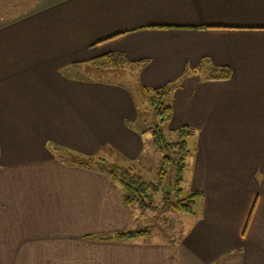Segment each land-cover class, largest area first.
<instances>
[{"label":"crops","instance_id":"0c3cea01","mask_svg":"<svg viewBox=\"0 0 264 264\" xmlns=\"http://www.w3.org/2000/svg\"><path fill=\"white\" fill-rule=\"evenodd\" d=\"M169 85L200 196L158 234L72 155L146 166L142 89ZM0 264H264V0H0Z\"/></svg>","mask_w":264,"mask_h":264},{"label":"trees","instance_id":"16d2710c","mask_svg":"<svg viewBox=\"0 0 264 264\" xmlns=\"http://www.w3.org/2000/svg\"><path fill=\"white\" fill-rule=\"evenodd\" d=\"M125 63V59L120 54H108L91 61V64L98 68L119 67ZM230 76V70L222 69V72L211 74L209 78L227 79ZM175 87L176 85H169L158 89L143 88L142 95L153 111L156 120L159 121V124L155 125L153 129H149L152 133L154 145L163 154L162 164L157 175L158 184L161 185L165 179L171 177V174H174L175 177L174 189L177 196H179L175 202L167 204V206L176 212L192 214L200 195L198 193H192L187 197L180 198L181 186L184 182V173L186 170V159L189 155V148L184 137L190 135L191 129L183 128L179 131L177 134L178 140L175 142H168L164 134V130L172 117V107L167 103L166 99ZM72 159L80 166L96 169L117 181L122 186L124 200L127 205L136 203L139 204L141 209H149L153 206V196L148 183L137 178L129 171L122 170L121 167L115 164H109L102 159H81L76 155H72ZM165 194V197H168V192H165ZM144 233L143 231L126 232L117 234L113 238L118 241H133L141 238L145 235Z\"/></svg>","mask_w":264,"mask_h":264},{"label":"rangeland","instance_id":"374dc122","mask_svg":"<svg viewBox=\"0 0 264 264\" xmlns=\"http://www.w3.org/2000/svg\"><path fill=\"white\" fill-rule=\"evenodd\" d=\"M139 98H141L139 96ZM140 102H143V99L141 98ZM147 105L146 111H143V123H141V126L146 125V127L153 129L155 125L159 124V121L156 120V117L153 114V111L150 109V107ZM145 127V126H144ZM195 132L191 130L190 135L184 137V139L187 141V145L189 148V155L186 159V171L189 163H192L193 161V155H194V147H195V140L192 135V133ZM164 134L166 136V140L168 142H175L178 140L177 135L168 134L164 131ZM153 138V137H152ZM192 138V139H191ZM151 136H147V140L150 142ZM156 147V146H155ZM157 148V147H156ZM153 149V150H150ZM145 155L149 156L150 159H148V164L144 167L145 163H142L143 161L139 160L137 162L130 163L127 168H122V170L129 171L131 174L135 175L137 178H140L142 180H146L148 182V185L151 188V193L153 195L154 192H158V195L156 196V199L153 202V206L150 209L151 214L149 217H144L143 219H146V223L150 226L149 228L154 232H157L160 234V230L173 232V226L177 225V216L184 214L182 212H176L172 210L171 208H168L167 204L173 203L177 200V194L175 193L174 189V174H171V177H168L165 179V181L160 185L158 184V177L156 172L160 169L161 163H162V156L163 154L161 151L157 148L155 152V148L151 147L150 143H147V148L145 149ZM93 159V158H92ZM124 162V161H123ZM118 164V163H117ZM119 166L124 167L123 163L119 161ZM187 173V172H186ZM184 173V175H186ZM170 178V179H169ZM155 183H151V182ZM157 186V187H156ZM168 191V197H165V192ZM180 198L181 197V191H180ZM139 206V204H138ZM140 207V206H139ZM164 208H166V211H163ZM146 210V209H142ZM152 215L153 218H152ZM175 227V226H174ZM148 232H145L144 234H147ZM159 238V236H158Z\"/></svg>","mask_w":264,"mask_h":264}]
</instances>
